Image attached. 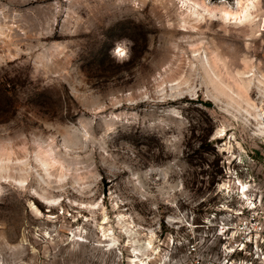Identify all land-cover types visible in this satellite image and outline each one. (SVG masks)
<instances>
[{
  "label": "rangeland",
  "instance_id": "1",
  "mask_svg": "<svg viewBox=\"0 0 264 264\" xmlns=\"http://www.w3.org/2000/svg\"><path fill=\"white\" fill-rule=\"evenodd\" d=\"M238 1L0 0V264H264V0Z\"/></svg>",
  "mask_w": 264,
  "mask_h": 264
},
{
  "label": "bare ground",
  "instance_id": "2",
  "mask_svg": "<svg viewBox=\"0 0 264 264\" xmlns=\"http://www.w3.org/2000/svg\"><path fill=\"white\" fill-rule=\"evenodd\" d=\"M178 1H179L181 10H184L185 13L188 12L190 15L195 16V18H197V19H195V20H197V23H200L201 20H205L204 17H203V14L199 13L200 11L197 10L199 4L193 3V0H192L193 4L191 3V0H178ZM202 1L205 4V0H201V2ZM203 2H202V4H203ZM241 2H242L241 0H240V2L238 1V3H237L238 4V8L236 10H228V9L227 10H223V12H222L223 16H225V18H228L230 21L231 20H236V21L240 20L242 15L244 14V12L246 11V9L248 7L247 3L249 2V0H246L243 5H242ZM183 28H185V26ZM206 99L210 100L209 98H206ZM243 190H245V189H243ZM44 202H46V200H44ZM47 205L52 206V204L50 202H47Z\"/></svg>",
  "mask_w": 264,
  "mask_h": 264
},
{
  "label": "snow or ice",
  "instance_id": "3",
  "mask_svg": "<svg viewBox=\"0 0 264 264\" xmlns=\"http://www.w3.org/2000/svg\"><path fill=\"white\" fill-rule=\"evenodd\" d=\"M118 51V53H119V50H117ZM120 54H122V53H120Z\"/></svg>",
  "mask_w": 264,
  "mask_h": 264
}]
</instances>
